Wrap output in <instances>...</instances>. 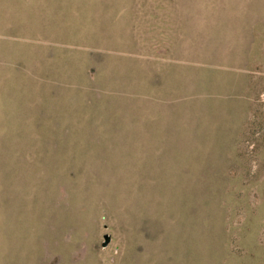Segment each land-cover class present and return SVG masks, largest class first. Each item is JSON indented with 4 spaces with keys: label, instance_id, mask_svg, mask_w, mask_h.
Wrapping results in <instances>:
<instances>
[{
    "label": "rangeland",
    "instance_id": "rangeland-1",
    "mask_svg": "<svg viewBox=\"0 0 264 264\" xmlns=\"http://www.w3.org/2000/svg\"><path fill=\"white\" fill-rule=\"evenodd\" d=\"M0 264H264V0H0Z\"/></svg>",
    "mask_w": 264,
    "mask_h": 264
},
{
    "label": "water",
    "instance_id": "water-1",
    "mask_svg": "<svg viewBox=\"0 0 264 264\" xmlns=\"http://www.w3.org/2000/svg\"><path fill=\"white\" fill-rule=\"evenodd\" d=\"M110 237L108 235L105 236V242L103 243V247L106 248L109 245Z\"/></svg>",
    "mask_w": 264,
    "mask_h": 264
}]
</instances>
